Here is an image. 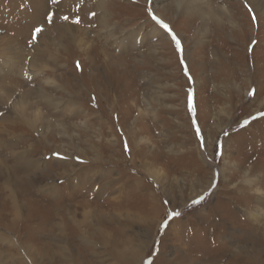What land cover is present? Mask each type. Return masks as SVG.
I'll use <instances>...</instances> for the list:
<instances>
[{
	"label": "rangeland",
	"instance_id": "374dc122",
	"mask_svg": "<svg viewBox=\"0 0 264 264\" xmlns=\"http://www.w3.org/2000/svg\"><path fill=\"white\" fill-rule=\"evenodd\" d=\"M174 1L0 0V264H264V0Z\"/></svg>",
	"mask_w": 264,
	"mask_h": 264
},
{
	"label": "bare ground",
	"instance_id": "6f19581e",
	"mask_svg": "<svg viewBox=\"0 0 264 264\" xmlns=\"http://www.w3.org/2000/svg\"><path fill=\"white\" fill-rule=\"evenodd\" d=\"M25 1V2H24ZM78 1V4L79 3H82L83 0H77ZM198 1L200 0H175L174 2L176 3V7H180L181 11L184 10V11H192L194 12V14H201V13H204V12H207V10H210L211 8L207 9H203L202 8V5H200L198 3ZM249 2H251V4L253 3L255 6H257V0H248ZM12 5L15 4V2H17L16 6L19 10V12H17L16 16L23 19L25 17V19H28L29 21H33L34 18L36 22H38L37 24H39V13L44 11L45 13L47 12V9H50V8H54L55 7V10H54V16H53V20L56 21L55 23L58 24V27L57 29H55V31L60 35V37H63V39L67 40V37L68 39H72L73 36L69 37L68 35L65 34L66 32V28H76L77 30H81L82 29V26L86 23H90V18H88L87 14H86V11L89 12L90 10L94 9V12H95V17H94V21L97 22V27H101L102 28V25H104L105 22H107V13H106V0H94L93 3H90V0H87L86 3L80 5L79 7H83L84 9L82 10V8L80 9L79 7H76L77 9H80L81 11V14L79 17H76V18H72L70 15H68V13H70V8L74 7L73 5H70V3H68V0H54V4H50L51 7L49 6V3H48V0H11L10 3H12ZM20 2H22V4H20ZM196 4H195V3ZM7 3V2H6ZM3 6H5V4L3 3L2 4ZM23 6V8H22ZM76 8H74L73 10H71L72 13H74L75 10H77ZM8 9V8H7ZM23 10V11H21ZM69 10V11H68ZM21 11V12H20ZM53 11V10H52ZM76 12L79 13V10H77ZM77 13V14H78ZM83 13L85 14V16L83 17ZM76 14V13H75ZM10 15V13H9ZM8 15V16H9ZM56 15V16H55ZM67 16V17H66ZM7 17V16H6ZM64 17H66V21H64ZM9 18V17H7ZM12 18V17H11ZM52 18V17H51ZM37 19V20H36ZM76 19L77 20H80L81 22H76ZM5 20V19H4ZM53 21V22H54ZM90 21V22H89ZM8 22V21H7ZM4 23V22H2ZM35 24V23H34ZM36 24V25H37ZM29 26V24H28ZM100 28V29H101ZM33 29V28H32ZM31 29V30H32ZM155 29V28H154ZM151 30V37H162L163 35H161L160 31H157V30ZM85 30V28H84ZM32 32V31H31ZM133 33L130 32L129 34L126 35L125 37V41H130V39H132L133 37ZM146 35V32L144 33V36ZM61 40V39H59ZM63 41V40H62ZM24 54H21L19 56V60H21V58H23ZM18 60V61H19ZM29 61V62H28ZM33 63V61H30L28 58L26 59V57L23 58V65L24 64H27V65H31ZM32 67V66H31ZM19 71V70H18ZM21 72V71H20ZM19 73V72H18ZM20 74V73H19ZM30 75V74H29ZM14 84V83H13ZM41 94V93H40ZM42 95V94H41ZM43 98H45V100L47 102H49V104H51V101L45 96V95H42ZM47 98V99H46ZM54 103V102H52ZM4 104V103H3ZM20 116L17 120H19L20 118H24L23 116H21V113H19ZM12 119L11 117L9 116L8 113H3L0 115V125L5 123V122H11ZM24 122H26L27 120L24 118L23 119ZM1 127V126H0ZM1 148V147H0ZM20 154L19 153H16V156H19ZM0 163L2 164V162L0 161ZM36 167H40V165H42L40 163V161H38ZM34 165V167H35ZM3 169L1 168L0 166V177H2V175L6 172V170L2 171ZM8 172V171H7ZM12 180V179H11ZM10 180V181H11ZM80 180V179H79ZM73 181V180H72ZM78 181V180H77ZM11 184H9L7 186V189L8 190V193H9V199L12 201V207H13V216L14 217H17L19 214H21V209L20 208H17L14 203H13V199L14 198H18V197H15L14 195H12L11 193L13 192V189L11 188L10 186ZM74 185V184H72ZM99 188V187H98ZM11 194V195H10ZM7 198H8V195H7ZM84 204V202H83ZM87 221V220H86ZM106 238V237H105ZM57 240V238H56ZM9 241L11 242V244L9 245V247H15L16 249H18V247L14 244L12 245V240L9 239ZM86 241V240H85ZM17 242V241H16ZM58 242L59 239H58ZM92 242V241H91ZM18 244V243H17ZM93 244V243H92ZM94 246V244H93ZM66 245L61 244V250L62 251H65L67 250L66 249ZM140 247H138L137 245H134V244H130V246H128L127 248L124 249V251H122L123 253H119L120 255H127V259L129 260H133L135 257L138 256V253H139V249ZM123 249V248H122ZM28 250V249H27ZM26 250V251H27ZM20 251V250H19ZM22 254V253H20ZM29 257L32 256H36L34 255L33 251L32 250H29L28 251V254ZM47 255L46 251L43 250L42 253L40 255H38V257H41V259H39L38 261H36L37 263L39 262H43L45 260V256ZM27 258V260H29V262L31 261L30 258ZM32 259V258H31ZM37 259V258H36ZM136 259V258H135ZM134 259V260H135ZM22 260L24 262H20L21 264H28L27 263V260H24L23 257H22ZM133 260V261H134ZM254 264V263H252ZM257 264H262V262L258 260Z\"/></svg>",
	"mask_w": 264,
	"mask_h": 264
},
{
	"label": "snow or ice",
	"instance_id": "6c2138e0",
	"mask_svg": "<svg viewBox=\"0 0 264 264\" xmlns=\"http://www.w3.org/2000/svg\"><path fill=\"white\" fill-rule=\"evenodd\" d=\"M65 19H67V18H65ZM153 19H155V17H153ZM161 26H162L163 28H165L166 30L168 29V25H166V24H161ZM41 31H42V29L39 28V27H37V28L35 29V33H39V32H41ZM173 39L175 40V37H173ZM176 43H177V48H179V41H177ZM177 215H178V214H177Z\"/></svg>",
	"mask_w": 264,
	"mask_h": 264
}]
</instances>
